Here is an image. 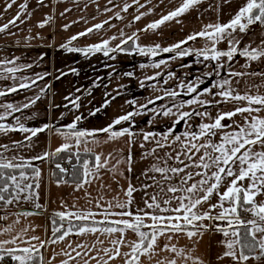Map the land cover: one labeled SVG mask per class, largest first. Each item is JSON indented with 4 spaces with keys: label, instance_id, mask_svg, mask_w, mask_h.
<instances>
[{
    "label": "snow or ice",
    "instance_id": "obj_1",
    "mask_svg": "<svg viewBox=\"0 0 264 264\" xmlns=\"http://www.w3.org/2000/svg\"><path fill=\"white\" fill-rule=\"evenodd\" d=\"M37 2L42 5L44 0ZM147 2L150 4L151 0ZM202 2L203 0H180L177 7L138 31L155 32L166 23L173 21L180 23L179 18L183 14ZM224 2L228 3L230 0ZM16 4L17 0H7L0 6L3 13H6ZM108 4L113 5L114 0H108ZM133 5L138 9L145 7L141 0H132L131 4L125 3L121 11L128 12ZM27 7V0L19 4L16 15L7 23L0 25V33L9 31L10 26L18 27V21L20 24L25 23L21 16L25 14ZM68 11L71 9H65V12ZM104 11H111V8L105 7ZM152 11L153 9L149 8L147 12H139L134 21L141 20ZM3 13H0V16ZM63 15L64 13H61V16ZM115 15L119 18L120 12ZM27 16L30 17L31 13L28 12ZM51 20L52 17L47 16L42 22H38L37 27L43 28ZM108 22L105 20L72 35L59 47L70 53L81 52L85 56L103 52L107 57L110 53L118 51L129 54L137 52L142 56L151 57H157L162 53H175L169 57L175 60L194 54L203 57V61H215L216 64L205 72L203 77L198 75L192 80H181L175 89H164L163 95L148 99L146 104L137 105L135 100L128 101L127 103L135 106L132 111L97 129L79 128V122L84 119L82 115L60 127L53 123L34 128L27 127L21 122L20 117L14 116L15 113H20L41 100L50 85L40 88L39 94L23 104L0 102V109H3L0 112V121H6L10 116H14L16 120L15 125L0 123V134L25 133V140L29 142L26 146L31 147L33 138L39 133L54 129V134L61 136L65 141L54 151H45L30 159L15 156L9 158L5 153L10 146L0 144L2 150L0 202L5 209L13 204H19L22 198L24 201L39 198L41 169L33 166L31 160L43 162L58 157L62 152L68 153L67 160L72 165L71 172L60 163H56L54 165L56 171L52 175L57 177L55 179L57 186L71 184L74 191L84 190L86 185L94 181H101L100 187L107 190L102 183L103 172L115 174L119 172L118 166L122 163L127 164V170L131 171L132 148L138 141L139 147L143 150L141 159L152 158L154 161L141 173L145 180L139 189L131 183L128 184L123 193L124 199L116 196L111 200H105L103 195H98L88 200L93 207L78 208L73 205L70 209L64 205L65 210L54 214L55 218L51 220V236L47 239L30 234L36 231L37 226L21 225L20 216L16 215L12 223L0 227V264H116L117 261L119 264H205L204 259L196 254L194 249L208 232L220 233L224 237L219 242L223 246V251L216 257L218 264H224L225 261H228V264H248L249 261L260 264L264 261V199L257 198L264 196V115L261 114L264 113V92L259 91L258 85H246L245 90L241 91L238 89L239 80L234 78L258 75L264 81V73L229 71L230 78L215 81L208 87L201 88V85L206 78L214 74L219 76L220 69L237 54L244 56L246 61L264 59V41L261 42V47L247 46L241 49L240 40L235 38L237 31L246 33L250 26L257 23L264 26V0H245L228 23L204 25L199 31L169 46H162L159 43L140 45L136 32L125 35L123 31L119 37L114 35L85 48L72 46L74 41L102 29ZM70 26L65 24L63 28L67 30ZM198 38L205 40L203 48L183 47L189 41H196ZM117 39L119 43L110 47V41ZM225 40L228 43L227 50H219L217 44ZM129 42L133 45L131 49L125 47ZM18 60L19 57L0 59V80L14 81L11 86L0 90V97L30 89L37 81H43L45 76L50 75L44 73L36 74L34 78L17 77L16 73L23 68L32 67L30 64L8 66L16 65ZM167 63V60L160 59L151 65L141 67L151 66L159 69ZM71 71L75 72L76 69ZM60 75L66 73L61 72ZM125 75L133 76L134 73L128 72ZM160 75L161 73L157 72L145 79L155 80ZM168 77L175 78L174 73H168ZM56 78L59 79L60 76ZM164 83L167 84L168 81L165 80ZM143 86L141 82V87ZM181 96L189 98L176 99ZM165 97L173 101L171 106L149 108V105H155L156 101L164 100ZM80 99L79 96L71 100L65 97V100L77 110L80 107ZM110 103L111 100L106 99L100 108L94 109L89 115L95 116ZM224 104L232 105L231 109L218 111L215 115L207 110L209 106L221 107ZM148 113L152 114L149 124L163 116L171 120L170 126L162 132L136 131L135 117ZM236 117H240V120L237 121ZM193 118L201 119L195 127L192 123ZM227 121L231 123H226ZM181 123L186 126L185 130L177 134V125ZM124 124L127 126H122ZM101 134L105 137L103 141L99 139ZM125 137H127L125 144L128 146L126 157L122 150L106 155L93 150L92 146L119 141ZM147 145L150 147H146ZM20 146L21 141H13L11 147ZM85 156L88 158H84ZM28 169H31V176ZM119 174L123 175V172ZM137 191L142 193V207L136 206L134 194ZM85 195L90 196V193L85 192ZM214 198L216 203H212ZM35 207L41 206L37 203ZM242 212L249 213L252 218L242 219ZM10 214L0 216V221H7ZM30 215L33 213H23L25 218ZM17 225L20 226L16 227ZM129 234L135 238L129 239ZM73 236L78 239L73 240ZM181 236L186 237L191 242L190 245L179 246L176 241ZM56 245H61L59 250L55 248ZM46 251L49 252L47 259Z\"/></svg>",
    "mask_w": 264,
    "mask_h": 264
},
{
    "label": "crops",
    "instance_id": "obj_2",
    "mask_svg": "<svg viewBox=\"0 0 264 264\" xmlns=\"http://www.w3.org/2000/svg\"><path fill=\"white\" fill-rule=\"evenodd\" d=\"M6 2L7 0H0V5ZM244 2L245 0H230L228 3H225L224 0H203L200 5L183 14L179 18L180 23L173 21L162 25L155 32H139V29L145 28L147 24L159 19L162 14H166L177 7L180 0H162V2L161 0H151L150 4L147 0H141V3L145 4L144 8L138 9L136 5H133L128 12H123L121 9L125 3L131 4L132 0H114L113 5H109L108 0H44L42 5L37 0H27L28 7L25 10V14L21 16V19L25 20V23L20 24L18 21V27L10 26L9 31L0 33V59L19 57L16 65H8L9 67L26 64L32 65L31 68H23L20 72L16 73L17 77L34 78L36 74L44 73H50V75L45 76L43 81H37L36 85L30 89L21 90L6 97H0V102L16 105L23 104L28 99L39 94L40 88L50 85V88H46L41 100L37 101L30 108L20 113H15L14 116L20 117L21 122L27 127L34 128L53 123L57 127H60L71 123L76 116L82 115L84 119L79 122V128H102L111 123L116 117L133 110L135 106L127 103L128 101L135 100L137 105L146 104L148 99L154 98L156 95H163L164 89H175L181 80H192L198 75L203 77V74L211 70L216 62L210 60L203 61V57H197L194 54L182 58L178 57L175 60L169 59L175 53H162L157 57H151L142 56L137 52L129 54L128 52L118 51L110 53L107 57L103 55V52L90 53L85 56L81 52L70 53L66 49L60 48V44L65 43L72 35L85 31V29L92 27L94 24L108 20V24L102 29L80 37L77 41L73 42L72 46L85 48L88 45L99 43L101 40L109 39L114 35L119 37L121 31L125 35L136 32L137 36H139L137 42L140 45L159 43L162 46H169L185 39L187 35L199 31L204 25L228 23ZM21 3H24V0H17V4L6 13H3L2 6H0V13H3L0 16V25L7 23L8 20H11L16 15ZM218 5L219 7H217ZM105 7L111 8V11H104ZM149 8L153 9L151 13L142 17L139 21H134V17L139 12H147ZM65 9H71V11L65 12ZM28 12L31 13L30 17L27 16ZM117 12H120L119 18L115 15ZM61 13H64V15L61 16ZM47 16L52 17L50 23L43 28L37 27L38 22H42ZM65 24L71 26L67 30H64L63 26ZM262 27V25L257 23L250 26L246 33L237 31L235 38L240 40L239 47L241 49L247 46H251L252 48L261 47L264 37L259 39L256 33L261 31ZM9 33H14V35ZM37 34H39L38 37ZM32 37L37 38L33 39ZM117 43H119V39L110 41L109 46L114 47ZM132 46L131 42H129L125 47L131 49ZM204 46L205 40L198 38L196 41H189L183 47L200 49ZM217 48L219 50H227V41H221L217 44ZM160 59L167 60V65H162L159 69L151 66L141 67V65H151ZM197 60H201L203 63H197ZM72 69H76V71L73 72L71 71ZM229 71L264 73V59L246 61L244 56L237 54L232 61H228L225 67L220 69L219 76L214 74L212 77L206 78L201 88L211 86L213 82L223 78H230ZM61 72L66 73V75L61 76ZM128 72H132L134 75H125ZM157 72H160L161 75L156 77L155 80L145 79V77L154 76ZM168 73H174L175 78L169 79ZM57 76H60V78L57 79ZM234 79L239 80L238 89L241 91L245 90L246 85H258L260 86L259 91L264 92V81L258 75H246L242 78ZM165 80L168 81L167 84L164 83ZM16 82L18 83L19 81ZM141 82L144 84L143 87H141ZM13 83L14 81L11 79L0 80V90L6 89ZM77 89L80 91H77ZM117 93L119 94L117 95ZM77 96L81 98L78 110L74 109L68 100H65V97H69L71 100ZM112 97H115V99H112ZM188 98V96H181L176 99L186 100ZM205 98L211 99L210 97ZM106 99L111 100V103L107 107L102 108L95 116H90L89 113L96 108H100ZM172 102V100L165 97L164 100L156 101L155 105H149V108L160 105L171 106ZM65 104L68 106L64 107ZM57 105L59 107H56ZM231 107L232 105L224 104L221 107L209 106L207 110L215 115L216 112L230 110ZM2 111L3 109H0V112ZM261 114L264 115V113ZM14 116H10L6 121H0V123L15 125L16 120ZM28 117H31V119H28ZM151 119V113L136 116L135 130L162 132L171 124V120L163 116L156 118L154 123L149 124L148 121ZM235 119L239 121L240 117H236ZM200 122V118H193L192 123L194 127ZM226 123H231V121H227ZM122 126L126 127L127 124ZM185 127L183 123L177 125V134L183 132ZM25 135V133L20 132H10L7 135L0 134V144L10 146L9 150L5 153L7 157L11 158L15 156L17 158L24 157L25 159H30L45 151L52 152L65 142L61 136L54 134L53 129L52 131L39 133L37 137L33 138L31 142L32 146L27 147L26 145L29 142L25 140ZM99 139L101 141L105 139L103 134L100 135ZM126 140L127 137L119 141L106 144L101 143L98 146L92 147L94 152H102L105 155L109 152L122 150L123 155L126 157L128 153V146L125 144ZM13 141H21L22 146L12 148ZM146 147H150V145ZM82 148L83 146H81V150ZM167 150L165 149V151ZM142 152L143 150L139 147L138 141L132 148L133 163L131 171L127 170V164L122 163L118 166V169L119 172H123V175H120L119 172L115 174L108 171L103 172L102 183L107 190L100 187L101 181H94L92 184L86 185L84 190L78 191H74L71 184L57 186L55 183L57 177H54L52 173L56 171L54 165L60 163L59 156L43 162L31 160L33 166L41 169L40 187L38 189L39 198H33L31 201H24L22 198L19 204L8 206L7 209L0 202V216L11 213L8 215L7 221H0V227H5L8 223H12L16 215H19L21 225L37 226L36 231L30 234L47 239L51 236L52 231L51 215L65 210L64 205H67L70 209L73 205L78 208L93 207V205L88 203V200L94 199L98 195H103L105 200H111L116 196L124 199L123 193L127 189L128 184L131 183L139 189L145 180L141 173L154 162L152 158L141 159ZM160 154L163 155V152ZM61 157L67 158L68 156ZM68 169L70 171L72 167ZM28 174L31 176V171ZM57 176H59V173H57ZM27 182L29 181H25V183ZM149 191L151 192L152 189H149ZM85 192L90 193V196H86ZM134 195L136 206L142 207V193L137 191ZM257 199H264V196ZM37 203L41 206L40 208L35 207ZM212 203H216L215 198L212 200ZM25 208H32L36 211L24 210ZM205 208H207V205H205ZM24 212H30L33 215L25 218L23 216ZM97 218L99 219V217ZM241 218L247 220L252 217L248 216L246 212H242ZM19 226L17 225L16 227ZM134 238L132 234H129V239ZM72 239L75 240L78 237L73 236ZM222 239H224L222 234L208 232L196 244L194 251L204 259L205 264H218L216 257L223 251V246L219 243ZM176 243L179 246H185L190 245L191 242L186 237L181 236ZM60 247L61 245L55 246L57 250ZM48 254L49 252L46 251V259ZM116 264H119V261ZM224 264H228V261H225ZM248 264H256V262L249 261ZM260 264H264V261H261Z\"/></svg>",
    "mask_w": 264,
    "mask_h": 264
},
{
    "label": "trees",
    "instance_id": "obj_3",
    "mask_svg": "<svg viewBox=\"0 0 264 264\" xmlns=\"http://www.w3.org/2000/svg\"><path fill=\"white\" fill-rule=\"evenodd\" d=\"M61 156H68V153H60V155H59V158H60V162H61V159H62V157ZM84 158H88V157H84ZM75 163V160H73V164ZM72 170V169H71ZM71 170H70V172H71ZM6 171H8V172H11V170H6ZM28 172L29 171H31V169H28L27 170ZM18 174V173H17ZM65 178H68V177H65ZM51 217H52V219H54L55 218V215H51Z\"/></svg>",
    "mask_w": 264,
    "mask_h": 264
},
{
    "label": "built area",
    "instance_id": "obj_4",
    "mask_svg": "<svg viewBox=\"0 0 264 264\" xmlns=\"http://www.w3.org/2000/svg\"><path fill=\"white\" fill-rule=\"evenodd\" d=\"M61 164L67 168H71L72 165L68 163V160L66 158H63L62 161H61ZM248 216H250L249 213H247Z\"/></svg>",
    "mask_w": 264,
    "mask_h": 264
},
{
    "label": "rangeland",
    "instance_id": "obj_5",
    "mask_svg": "<svg viewBox=\"0 0 264 264\" xmlns=\"http://www.w3.org/2000/svg\"><path fill=\"white\" fill-rule=\"evenodd\" d=\"M256 34L259 39H262L264 37V26L262 27L261 31L257 32Z\"/></svg>",
    "mask_w": 264,
    "mask_h": 264
},
{
    "label": "water",
    "instance_id": "obj_6",
    "mask_svg": "<svg viewBox=\"0 0 264 264\" xmlns=\"http://www.w3.org/2000/svg\"><path fill=\"white\" fill-rule=\"evenodd\" d=\"M24 210H28V211H36L35 209H32V208H25Z\"/></svg>",
    "mask_w": 264,
    "mask_h": 264
}]
</instances>
